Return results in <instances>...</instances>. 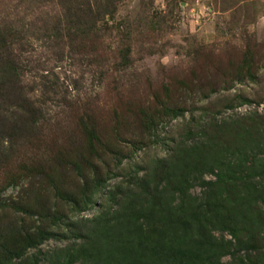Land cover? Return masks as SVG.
Listing matches in <instances>:
<instances>
[{
	"label": "rangeland",
	"instance_id": "obj_1",
	"mask_svg": "<svg viewBox=\"0 0 264 264\" xmlns=\"http://www.w3.org/2000/svg\"><path fill=\"white\" fill-rule=\"evenodd\" d=\"M0 31L6 38L5 50L14 59L19 84L40 110L35 129L48 138L53 150L59 148L65 155L74 142L78 148L79 132L73 131L83 106L103 126L113 108L122 120L117 136L101 135L111 141L107 145L111 150L104 145L90 173L71 179L58 175L66 193H55L54 184L43 182L42 172L17 173L13 183L0 187V203L5 205L0 206V227L13 224L20 229L24 224L34 232L46 224L57 232L26 247L15 263H59V250L64 253L86 241L66 233L64 224L115 207L110 205L111 198L107 200L110 192L122 194L117 197L124 202L119 216L123 220L128 214L133 224L140 210L128 211L131 197L123 189L135 183L134 170L141 179L149 168L160 170L153 167L155 157L169 148L175 155L184 144L205 140L200 132L207 129L215 139L230 142L231 150L235 143H242V152L248 156L240 171L228 166L227 159L224 173L241 178L250 173L252 181L264 185V136L254 134L256 119H264V0H0ZM165 101L171 109L162 112ZM151 108L161 112L140 131L138 113L142 110L144 116ZM248 118L253 121L234 125ZM34 152L35 147L17 141L7 158L0 157V185L6 169L11 170L7 164L11 157L27 153L31 161ZM146 179L158 182L159 187L169 182L163 175ZM214 179L215 173L202 174L204 181ZM189 180L192 198L202 197L208 187ZM232 189H238L236 200L249 193L243 184ZM91 192L86 206L74 207L71 200L61 198L82 199L81 193L89 197ZM234 206V216L246 211ZM251 209L247 225H238L235 238L208 222L205 229L213 239L230 240L232 250L239 242L256 243L255 251L241 250L239 255L246 264H263L264 198ZM110 212L109 216H118ZM58 213L60 226L52 217ZM79 225L87 227L84 222ZM220 260L238 264L230 255ZM97 262L121 263L108 249Z\"/></svg>",
	"mask_w": 264,
	"mask_h": 264
},
{
	"label": "trees",
	"instance_id": "obj_2",
	"mask_svg": "<svg viewBox=\"0 0 264 264\" xmlns=\"http://www.w3.org/2000/svg\"><path fill=\"white\" fill-rule=\"evenodd\" d=\"M5 48L6 38L0 31V157L7 158L6 153L13 149L17 141H20V145L35 147L36 152L32 153L31 161H28L27 153L21 156L17 154L16 158L11 157L10 162H7L11 170L6 169L8 174L2 179L0 187L13 183L17 173L26 175L28 171L42 172L43 182L54 184L53 191L63 194L65 191L60 186L58 175L69 176L71 179L90 173L94 169V161L100 158V150L111 142L101 135L109 133L113 137L117 136L122 124L118 109H112L108 124L103 126L91 113L92 110L83 106L82 112L78 114V120H75L73 131L79 132L78 148H75L74 142L65 155L59 148L53 150L54 147L47 143L48 138L43 137L35 129L36 115L40 110L26 97V92L19 84L14 59ZM126 60L129 59L126 57ZM168 109L171 107L165 101L162 104V112L169 111ZM160 112L159 109L151 108L143 116V111L140 110L138 114L141 116L137 120V128L140 131L148 128L149 122L156 120ZM256 120L259 121L256 123L258 130L254 134L264 136V119ZM246 121L252 122L253 118L239 120L234 125ZM209 126L213 128L212 125ZM206 131L209 130H205V133L200 132L205 140L200 139L194 144L186 143L177 148L175 155L171 154L169 148L168 153L155 157L153 167H161V169H147L149 172L142 175V179L145 178L144 183H141L142 179L137 175L138 170H134V175L137 176L135 183L132 182L123 189L131 197L128 211L140 210V216L133 220V224L129 223L131 216L128 214L123 220L119 216L123 211L124 202L117 197L122 194L110 192L107 200L111 198L110 205L115 207L107 206L102 209L101 214L92 218L78 219L76 222L64 224L66 233L71 232L76 239L86 241L74 248L66 249L64 253L59 250L57 252L59 263L51 264L78 262L99 264L97 261L105 255L107 249L111 255L114 254L120 259L119 264H225L220 260L224 255L232 256L238 264H246L239 252L241 250L253 252L257 249V244L239 242L232 250L230 240L213 239L210 232L205 229L206 223L212 224L217 230L229 231L235 238L238 225L241 227L247 225V215L252 210L251 206L257 200L264 198V185L252 181L250 173H245L244 178L240 175L237 177L235 173H224L222 167H226L227 159L228 166L234 171H240V167L246 165L248 156L242 152V143H235L231 150L230 142L223 138L215 139L213 132ZM236 132L240 133L238 130ZM189 135L191 139L194 137L193 133ZM225 153L229 155L226 156ZM3 164L4 162L1 165ZM205 172L215 173V179L202 180V174ZM157 175H163L164 178L169 179V182L159 187L158 182L154 181L151 184L152 181L146 179L153 177L155 180ZM189 179L192 182L202 181V185L208 187L202 197L192 198L189 194L188 189L192 185ZM237 184H243L244 188L249 190V193L239 197V200H236L239 195L238 189L234 192L232 189ZM36 190L41 191L39 188ZM91 194L92 192L88 197L85 196L87 193H81L84 197L82 199L71 195L61 198L71 200L74 207L79 204L86 206ZM234 205H237L240 212L246 210L244 214L234 216L236 211ZM0 206L5 208L1 203ZM110 211L118 213V216H109ZM209 213L213 216L207 218ZM107 215L108 218L104 220ZM54 216L60 226L61 214L52 215ZM79 222L87 223V227L80 226ZM42 225L34 232H29L24 224L20 229H15L13 224L0 227V264H18L14 260L22 256L26 247L56 236V231L53 232L46 224ZM256 264L260 263L256 262Z\"/></svg>",
	"mask_w": 264,
	"mask_h": 264
}]
</instances>
